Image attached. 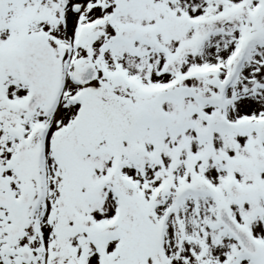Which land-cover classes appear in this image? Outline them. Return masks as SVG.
<instances>
[{
  "label": "snow or ice",
  "instance_id": "6c2138e0",
  "mask_svg": "<svg viewBox=\"0 0 264 264\" xmlns=\"http://www.w3.org/2000/svg\"><path fill=\"white\" fill-rule=\"evenodd\" d=\"M0 264H264V0H0Z\"/></svg>",
  "mask_w": 264,
  "mask_h": 264
}]
</instances>
